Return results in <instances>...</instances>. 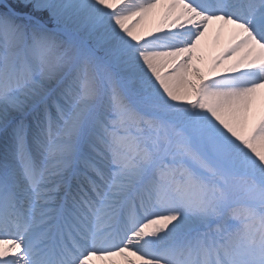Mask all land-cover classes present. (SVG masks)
<instances>
[{
	"label": "snow or ice",
	"instance_id": "6c2138e0",
	"mask_svg": "<svg viewBox=\"0 0 264 264\" xmlns=\"http://www.w3.org/2000/svg\"><path fill=\"white\" fill-rule=\"evenodd\" d=\"M0 264H264V0H0Z\"/></svg>",
	"mask_w": 264,
	"mask_h": 264
},
{
	"label": "bare ground",
	"instance_id": "6f19581e",
	"mask_svg": "<svg viewBox=\"0 0 264 264\" xmlns=\"http://www.w3.org/2000/svg\"><path fill=\"white\" fill-rule=\"evenodd\" d=\"M149 23H155V21H151ZM216 27L213 26L212 29H210L209 33L204 39V42L202 44V54L205 57V62L213 55H215L218 51H220L221 48L224 47V45L228 42L230 33L227 29L223 32L221 38L219 41L215 39V33H216ZM203 66V65H202ZM119 259V258H117Z\"/></svg>",
	"mask_w": 264,
	"mask_h": 264
}]
</instances>
